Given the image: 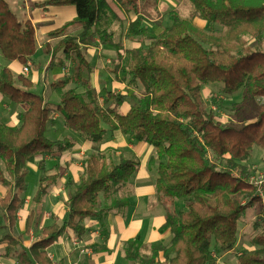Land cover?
<instances>
[{
	"label": "trees",
	"instance_id": "16d2710c",
	"mask_svg": "<svg viewBox=\"0 0 264 264\" xmlns=\"http://www.w3.org/2000/svg\"><path fill=\"white\" fill-rule=\"evenodd\" d=\"M113 1L123 14L135 15L127 20L126 38H150V44L126 48L121 40L112 39L108 25L122 24L126 18L116 14L108 0L35 4L43 8L74 5L81 24L80 32L63 36L52 48L45 46L51 52L47 70L73 63L69 75L49 84L58 96L54 104L31 91L28 76L14 74L7 66L0 69L3 97L27 104V109L17 113L18 126L0 121V184L5 188L0 211L7 228L0 241L7 242L5 255L19 247V264H61L52 262L46 249L66 229L81 236L86 231L81 223L84 218L104 216L128 205L126 197L116 194L140 163L132 154L121 152L115 158L114 149L97 146L108 128L154 147L149 159V165L156 166L154 198L164 208L158 231L171 235L167 243L157 244L144 243L136 235L122 245L124 258L129 264H217L216 256L235 246L240 219L260 201L248 181L254 173L248 160L254 146L264 152V0H187L191 5L187 17L182 18L177 8L171 10L170 24L158 34L143 24L140 14L153 16L137 0ZM195 18L204 20L208 28L220 26L222 32L196 25ZM65 28L49 35L63 34ZM98 38L116 51L105 70L125 82L131 92L105 89L98 93L84 78L92 66L82 46H93ZM35 53L32 23L19 20L8 3L0 0L1 58L26 64ZM69 83H78L84 91L67 88ZM206 83L221 84L226 94H241L231 106L232 120L221 123L204 107L202 85ZM130 97L129 110L122 113L120 107ZM55 112L65 128L90 141L92 147L78 180L67 179L66 219L54 216L53 223L42 228L40 240L25 247L23 236H13L11 230L26 188L27 164L35 154L63 152L73 145L68 137L49 136ZM209 153L215 160L222 159L224 167L211 162ZM38 168H44V161L38 162ZM233 171L240 176L232 175ZM57 177L58 173L40 177L32 201L40 202ZM254 228L259 232L250 239V248L236 256V264H264V207Z\"/></svg>",
	"mask_w": 264,
	"mask_h": 264
},
{
	"label": "crops",
	"instance_id": "0c3cea01",
	"mask_svg": "<svg viewBox=\"0 0 264 264\" xmlns=\"http://www.w3.org/2000/svg\"><path fill=\"white\" fill-rule=\"evenodd\" d=\"M5 1L19 20H30L34 27L36 53L27 61L30 65L29 72L27 75H23L28 76L31 80L33 84L31 91L42 93L47 100L51 94L48 95L46 91H52L49 84L54 80L69 75L72 71L73 64L67 61L66 67L55 66L47 70L51 52L48 53L45 46L46 44H50L52 48V45L57 43L63 36L80 32L81 24L76 19V8L74 5H49L44 8L35 5L45 0ZM163 1L164 0H137L139 7L148 10L153 16V19H149L140 14L143 24L156 34L160 33L162 28H160L158 32L153 28H155V26L159 27L161 21L165 19V15L162 12V7L164 6ZM166 1H168L166 2L168 5H171L172 0ZM108 2L116 14L121 18H126L122 24L114 21L108 25V31H110L115 38L120 35V26H125L124 30H126L128 18H134L135 15L132 12L123 14V11L117 3L113 0H108ZM193 22L200 27H202V23L206 24L204 20L198 18H195ZM168 25L169 24L166 26ZM63 26H66L63 34L54 36L49 35L50 31ZM128 40H121L126 48L138 47L137 45H129L127 43ZM147 42L150 44L151 39L149 38ZM82 48L84 49L85 59L92 66V72L89 76H87L86 73L84 74V78H89L91 87L94 88L96 92L109 89L114 93H126L128 88L126 83L117 81L114 75L108 73L104 67L115 57V48L103 43L99 38L96 39L95 45L82 46ZM58 55L62 57L61 53ZM0 64V69L3 66H7L14 74H21L20 68L23 64L18 61L6 62L0 56ZM78 87H80L78 83H69L67 85V88L84 91L82 87H80V89ZM129 107L130 103L126 101L120 107V111L126 113ZM25 109H27V104L12 103L0 93L1 122L9 126H18L20 122L17 118V113ZM58 116L61 117L55 112L52 118H57ZM61 121L63 129H65L64 137H68L70 141L73 142L72 147L63 152L54 151L52 154H35L32 160V162H34L32 164L31 162L27 164V176L30 170L32 168L34 169L33 180L36 186L34 185L35 190L29 193L28 199L25 194L28 184V177L26 176V188L20 194L22 203L17 209L16 219L11 230L13 236H23L22 244L25 247H29L33 242L40 240L42 237V228L52 224L54 216L60 221L66 219L68 207L65 205V201L68 199L70 192L67 179L71 177L73 181L78 180L79 174L83 170V159L91 151L92 143L65 128L63 119ZM55 127V124L49 125V133L55 130ZM113 132L115 138L112 142L107 141V145L104 148L101 146L102 142L97 146L102 150L106 148L116 150V148L119 147L116 142H124L125 146L121 147L122 151L118 150L115 152L118 154L121 152L132 154L140 163L138 169L129 178L127 184L120 189L117 193L118 195L116 194L118 198L126 197L128 205L112 209L104 216L84 218L81 223L85 226L86 231L81 236H78L70 228L66 229L58 237L57 241L49 245L46 249L49 259L54 263L129 264L124 258L122 249V245L127 240L139 235L142 242L157 244L159 242L167 243L171 237L170 233L167 231L164 233L158 231V228L164 221V208L154 198L156 166H147L150 157L154 154V147L144 141H130L118 130ZM40 161H44L43 169L38 168V162ZM152 166H155L154 170ZM54 173H58V177L49 187L46 195L43 196L40 202H33L32 197L37 189L39 178ZM4 194L5 188L0 184V197ZM30 215V228L29 232L26 233L27 218ZM6 231L7 228L2 219V212L0 211V240L6 234ZM237 244H235L232 249L218 254L216 256L217 264H236V256L241 252V250H235L236 246V248L239 247ZM6 246L7 242L0 241V264H19L17 254L21 249L17 247L15 251L12 250L8 255H5ZM244 248L250 247L246 246ZM227 257H230V262L229 260L227 261Z\"/></svg>",
	"mask_w": 264,
	"mask_h": 264
},
{
	"label": "rangeland",
	"instance_id": "374dc122",
	"mask_svg": "<svg viewBox=\"0 0 264 264\" xmlns=\"http://www.w3.org/2000/svg\"><path fill=\"white\" fill-rule=\"evenodd\" d=\"M164 2V6L162 7V12L165 15V19H163V21H161V23L158 26H155V28H153L156 32L159 31L160 28L163 29V27H165L167 24H170V19H169V12L170 10H173L175 8H178L179 10V14L182 18L187 17V13L188 11L191 9V5L187 0H172L171 5L167 4L166 0L163 1ZM154 14V13H153ZM169 22V23H168ZM202 27L205 29H209L213 32L216 33H221L222 32V28L218 25H213L211 27L208 28V26L206 24L202 23ZM125 26L121 25L119 28V32L120 35L116 36L114 38V36L112 35V39H114L115 41H119V40H128V38H126L127 35V30H124ZM127 29V27H126ZM149 38H141V37H131L129 38V40L127 41V43L129 45H134V46H146L149 44ZM73 64V63H72ZM1 66V64H0ZM27 75V74H26ZM86 76V75H85ZM81 87V86H80ZM80 87H78L80 89ZM131 92V90L129 88H127L126 93ZM46 93L48 95L51 94V96H49L48 100H50L53 104L55 102H57L58 100V96L57 93L52 91L47 90ZM56 93V94H55ZM100 93V92H98ZM125 94V93H123ZM240 93H235L233 95L230 94H226L222 91V85L221 84H210V83H206L202 85V98H203V103H204V107L206 109H211L214 114L216 119L221 122V123H227L228 121L232 120V111H231V106L233 103L238 102L240 100ZM101 100V99H100ZM133 101V99L130 97L128 99V102L131 103ZM53 117L52 121L50 122V125L55 124L56 125V129L51 131L49 133V136L51 138L57 139V138H62L65 136V129H63V124H62V119L61 117H57L55 118ZM61 125V127H60ZM107 128V126H106ZM115 138L114 132H112L111 130H109L107 128V133L104 136V141L101 143V146L104 148L107 145V141H113ZM115 142V141H114ZM116 144H118V148H116L115 151H122L121 147L125 146L124 142H116ZM117 152H115V158L117 157ZM209 160L211 162H216L218 165V168H223L224 165V161L222 159L218 160L213 157V155L211 153H209ZM82 161V160H81ZM34 162V161H33ZM31 162V164L33 163ZM149 165V162L147 163V166ZM248 165L249 167L253 170V171H262L264 172V152L257 146L253 147V151L252 154L248 160ZM151 168V167H149ZM155 166H152V169L154 170ZM235 172V171H233ZM237 174V172H235ZM238 176H240V174H237ZM27 189L25 191V194L27 196V198L29 199V193L32 192V190H35V186L36 184H34V169L32 168L29 172V175L27 176ZM35 185V186H34ZM254 187V186H253ZM27 192V193H26ZM30 202V201H29ZM181 207V203L178 204ZM263 203L261 201H258L255 203V205L248 209L245 213V215L240 219L239 223H238V237H237V241L236 244L239 245L238 248L235 247V250H243L242 248L248 246L250 247V239L256 235L259 232V229H255L254 228V222H256L257 220L260 219L261 216V212L263 210ZM229 260L230 262V257H227V261Z\"/></svg>",
	"mask_w": 264,
	"mask_h": 264
},
{
	"label": "built area",
	"instance_id": "2783aa9c",
	"mask_svg": "<svg viewBox=\"0 0 264 264\" xmlns=\"http://www.w3.org/2000/svg\"><path fill=\"white\" fill-rule=\"evenodd\" d=\"M29 64H23L20 68L21 74H27L29 72ZM232 175L238 176L235 172ZM248 181L254 186L256 190V195L260 198V201L264 205V172L254 171V173L248 178Z\"/></svg>",
	"mask_w": 264,
	"mask_h": 264
}]
</instances>
